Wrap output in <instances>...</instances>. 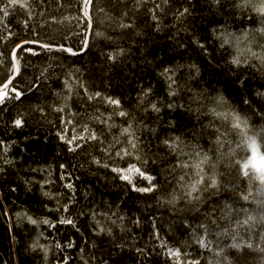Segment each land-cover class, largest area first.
I'll return each mask as SVG.
<instances>
[{
	"label": "trees",
	"instance_id": "obj_1",
	"mask_svg": "<svg viewBox=\"0 0 264 264\" xmlns=\"http://www.w3.org/2000/svg\"><path fill=\"white\" fill-rule=\"evenodd\" d=\"M27 2L28 10L0 13V82L11 74L17 45L34 40L53 50L29 44L36 55L17 51L13 84L22 96L0 105V264H63L65 258L68 264H174L156 232L180 249L181 261L264 264V185L238 171L249 145L229 127L235 115L246 120L264 154V97L257 95L264 93V14L252 6L264 0H90L85 9L82 0ZM169 75L177 82L172 88ZM96 92L101 97L89 99ZM217 95L227 103L216 111L229 120L210 110L215 105L206 98ZM121 109L129 115L120 117ZM129 124L134 136L122 132ZM216 129H228L223 150L214 144ZM73 136L85 139L69 151ZM176 137L175 150L163 143ZM134 138L136 149L128 143ZM190 146L212 157L221 187L208 189L200 202L181 198L172 205L167 201L181 196L176 179L185 172L176 165ZM123 150L132 154L116 155ZM129 164L155 176L157 190L134 191L112 171ZM35 242L48 247L47 259L32 250Z\"/></svg>",
	"mask_w": 264,
	"mask_h": 264
},
{
	"label": "snow or ice",
	"instance_id": "obj_2",
	"mask_svg": "<svg viewBox=\"0 0 264 264\" xmlns=\"http://www.w3.org/2000/svg\"><path fill=\"white\" fill-rule=\"evenodd\" d=\"M252 6L255 7V10L257 12L264 14V3H261V5L258 7L255 5H252ZM81 7H82V9L90 8V0H82ZM15 8H19L22 10H28L30 8V5L27 2V0H24V2H19V3H14V0H0V13H2L4 17H7L9 15L10 9H15ZM187 12H188V9H184L183 12L180 13V15H184ZM82 14L85 16L86 19L90 15V13L83 12V11H82ZM121 26L124 27L126 25H121ZM96 35H100V34L96 33ZM29 44H39V42L34 41V40L33 41H24L23 43L17 45L16 49H14L12 54H11L12 61L14 62L12 69H11V74L7 77L6 80L0 82V105L4 104L6 101L11 100L13 98L19 100L20 97L22 96V92L18 91L16 86L13 84V81L15 80L16 75H18L19 71H20L19 60L17 59L16 53L19 49H23V51L26 53H32L33 55H36L37 53L31 47H25V45H29ZM84 45L87 46V40L84 41ZM39 47L46 49L48 51L53 50V45H51V44H39ZM58 50L68 52L72 55L77 54L71 48L64 47V46H60ZM249 51H251V50L249 49ZM251 55L257 56V53L251 52ZM109 59L115 60L116 57L115 56H109ZM233 63L236 65H239L241 63V60L239 59V57H236L233 59ZM164 72L166 74L170 73V72L174 73V70L165 69ZM168 79L170 80L169 88H172L173 85H176L177 82L175 79H173L172 75H169ZM148 91H151V89H149ZM170 95H176V92L172 91V92H170ZM257 95L264 97V93H257ZM97 97H101V93L96 92L95 96L94 97L90 96L89 99H94ZM105 99L107 100V102L109 104L114 105L117 108H120L121 102L119 100L112 99L110 97L105 98ZM206 99L211 104L215 105L214 107H212L210 109L214 115H216L219 118L229 120L228 114L216 111V107L226 105L227 101H226L224 96L217 95L215 97H207ZM244 103L249 104V101L245 100ZM167 107L171 108V107H173V105L168 104ZM151 109L157 113L160 111V108L156 104H151ZM62 110L63 109H61V111ZM118 115L120 117H126L129 114L121 109L118 112ZM14 125L16 127H21L23 125V119L22 118L15 119ZM229 127L232 131H234L236 134H238L241 137V139L244 141V143H246L247 145H249L252 148L253 152L256 150V138H255V136H248V134H247L248 129H247V121L246 120H242L239 115H235L234 118L229 121ZM131 128H132V126H131V124H129V126L127 128L122 129V132L127 133V134H131L134 136V133L130 132ZM216 133L218 135L214 141V144L216 145L218 150H223L225 143H226V139H224V138L228 134V129H225L224 132H221L220 129H216ZM61 138L64 139L63 136ZM88 138L95 140L97 137H96L95 133H92ZM83 139H85V137H83V136H79V137L73 136L71 139H67L66 143L69 145V151H75L76 148L80 147L81 145L78 143H75V142L77 140H83ZM178 142H179V137H176V138H174V140L171 143L168 140H165L163 143L165 145H168L170 149L175 150L176 147H178ZM0 143H2V142H0ZM128 143L132 146L133 149H136L137 144L135 142V138L129 139ZM74 144H75V147H73ZM239 146L240 145H238V147ZM131 154L132 153H130L128 150H123V152H117L116 153L117 156H121V155L128 156ZM180 155H183L185 157V160L178 162V164L176 165V167L183 168L185 170L184 174L180 175L176 179V183H177L179 190L181 192V196H177L175 194H172L171 199L167 201L169 204L175 205V204H177L178 200L181 198L185 199L188 204H191L193 201L200 202L202 200V194L204 192L208 191V189L211 188V189H215L216 191L220 190L221 186H220L218 180L215 178V175L212 174L215 165H214V163H212V157L210 155H208L207 153L201 154V152L198 151L195 148V146H190L189 152H183L182 151L180 153ZM136 159H137V161H139L141 163V165L147 164L146 158L141 159L140 156H136ZM250 161H251V159L246 160L242 164V166L238 169V171L240 173H242V175L244 177L248 178L249 181L258 180L261 183V185H264V172H257L254 169V167L252 166ZM97 163H99V161H97ZM236 163L239 164L240 162L237 161ZM202 165H208L209 172L211 174L206 173L205 169L202 167ZM104 167H108V165H104ZM0 171H3V169H0ZM112 171L116 172L120 176V179H122V180L126 181L128 184H130L134 191L141 192V193H151V192L156 191L158 188V185L153 183V181L156 180V177L151 175V174H148L145 170H142V167H138L136 164H129L125 168H113ZM133 174H135L136 177L142 178L143 180L147 181L148 186L147 187H137L136 184L134 183ZM186 177H187V180H186ZM65 186L70 190L73 189V185L71 183H69ZM45 194L47 195V193H45ZM249 195H250V192L248 193V195H242L241 198L244 201H248ZM67 207L68 206L65 205V207H64L65 211H67ZM17 215L19 216L20 214L18 213ZM26 218L32 224H34V225L37 224V220L32 219L30 216H28ZM249 220H250V218L245 219L243 221V224H248ZM59 222L61 224H73L74 225V221L70 218H61ZM42 223L49 224V226H52L48 220H44V221H42ZM113 223H115V221H113ZM212 223H215V221H212ZM238 223H240V222L238 221ZM197 227L203 228L205 233H207L209 231L207 225L201 224V225H198ZM99 230H100V232L105 231L104 228H100ZM108 232L111 233L110 228L108 229ZM154 235H155L156 239L160 240V247L167 249L168 257L170 259L174 258V264H199V261H181L180 260L181 251L179 248L173 249L171 247H168L166 242L161 240L158 232L154 233ZM198 242L201 244V246H203L205 248L208 247V244L205 243L203 238H200L198 240ZM56 247L60 248L62 246L60 244H57ZM68 247H72V245L69 244ZM37 248H39L41 251H43L45 253V259H47L46 254L49 251L48 247H46L44 245H40L38 242L33 243L32 250L35 251ZM63 264H68L67 258H65L63 260Z\"/></svg>",
	"mask_w": 264,
	"mask_h": 264
},
{
	"label": "rangeland",
	"instance_id": "obj_3",
	"mask_svg": "<svg viewBox=\"0 0 264 264\" xmlns=\"http://www.w3.org/2000/svg\"><path fill=\"white\" fill-rule=\"evenodd\" d=\"M249 150H250L249 155L246 160L251 159L250 162L254 167V169L258 172H264V154L262 153L257 141H256V150L253 152L250 146H249Z\"/></svg>",
	"mask_w": 264,
	"mask_h": 264
}]
</instances>
